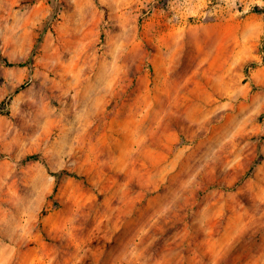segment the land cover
<instances>
[{
    "label": "rangeland",
    "instance_id": "obj_1",
    "mask_svg": "<svg viewBox=\"0 0 264 264\" xmlns=\"http://www.w3.org/2000/svg\"><path fill=\"white\" fill-rule=\"evenodd\" d=\"M257 7L0 0V264H264Z\"/></svg>",
    "mask_w": 264,
    "mask_h": 264
},
{
    "label": "trees",
    "instance_id": "obj_2",
    "mask_svg": "<svg viewBox=\"0 0 264 264\" xmlns=\"http://www.w3.org/2000/svg\"><path fill=\"white\" fill-rule=\"evenodd\" d=\"M257 12H259V13H264V9H261L260 7H257ZM0 58H2L1 56H0ZM5 60V59H4ZM41 158H40V156H33V157H30L29 158V160H40ZM64 173H66V172H64V171H61V172H57V173H52L54 176H56V178L59 180L60 178H61V176H62V174H64ZM67 175H70V176H73V177H76V178H78V179H83L84 177H81V176H79V175H77V174H72V173H66Z\"/></svg>",
    "mask_w": 264,
    "mask_h": 264
}]
</instances>
